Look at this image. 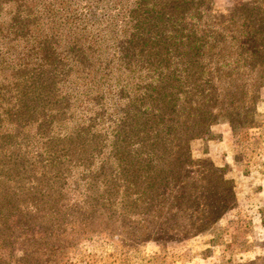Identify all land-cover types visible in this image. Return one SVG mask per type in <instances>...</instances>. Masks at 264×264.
<instances>
[{
  "label": "trees",
  "instance_id": "1",
  "mask_svg": "<svg viewBox=\"0 0 264 264\" xmlns=\"http://www.w3.org/2000/svg\"><path fill=\"white\" fill-rule=\"evenodd\" d=\"M127 1L120 19L127 44L103 50L113 46L103 39L97 51L71 15L77 0H0V219H42L44 205L55 200L42 182L59 154L70 162L103 154L112 188L138 197L144 209L163 206L157 197L169 195L166 204L198 220V228L189 219L175 226H187V235L231 207V181L218 168L199 169L188 143L209 134L220 114L232 132L251 127L249 87L261 85L264 70L260 1L238 5L229 27L215 24L209 0ZM126 70L135 81H123ZM244 70L259 75L242 79ZM141 71L147 76L139 78ZM185 165L188 175L181 174ZM13 178L21 179L18 186ZM212 182L223 191L210 189ZM19 224L0 233L24 243Z\"/></svg>",
  "mask_w": 264,
  "mask_h": 264
},
{
  "label": "rangeland",
  "instance_id": "2",
  "mask_svg": "<svg viewBox=\"0 0 264 264\" xmlns=\"http://www.w3.org/2000/svg\"><path fill=\"white\" fill-rule=\"evenodd\" d=\"M117 1L77 0L79 9L71 14L78 16L76 24L94 38L97 51L102 50L98 42L103 39L105 44L113 45L103 50L116 51L123 41L127 44L120 31V19L124 18L121 12H127L132 2ZM209 1L210 16L221 27H229L234 9L243 2L260 1L255 6L264 13V0ZM233 17H237L236 12ZM241 72L242 79L259 75L253 70ZM123 76V81H135L128 70ZM144 76L147 74L141 71L139 78ZM261 76L257 79L261 85L249 87L254 95L251 127L232 132L222 121L226 115L220 114L210 125L209 134L188 143L190 159L200 163L199 169L207 173L218 168L232 184L231 207L215 222L202 227L200 233L185 234L187 226L176 229L188 219L198 228V220L195 215L185 217L183 211H175L172 202L166 204L171 199L169 195L157 197L163 206L144 209L138 197L112 188L103 154L94 158L82 155L71 162L64 161L69 155L59 154L60 160L51 165L57 169L51 167L47 180L43 178L42 187L53 191L54 197H49L56 201L44 205L42 219L39 214H31V219L21 224L0 219V229L6 224H19L25 234V242L19 243L5 231L0 233V264H264V70ZM233 87L234 93L244 97L243 87ZM246 103L249 99L244 106ZM106 107L111 110L114 105ZM242 109L243 106L235 112ZM107 137L111 138V134ZM17 169L21 171V167ZM189 173L190 165H185L181 174ZM20 181L13 178L10 183L18 186ZM219 185L212 182L209 188L215 186L221 192L223 187ZM41 225L42 229L37 227ZM26 226L31 230L26 232ZM22 248L24 253L20 252Z\"/></svg>",
  "mask_w": 264,
  "mask_h": 264
}]
</instances>
